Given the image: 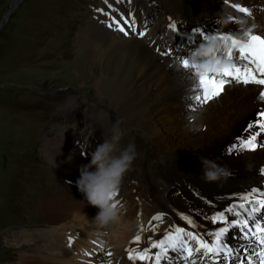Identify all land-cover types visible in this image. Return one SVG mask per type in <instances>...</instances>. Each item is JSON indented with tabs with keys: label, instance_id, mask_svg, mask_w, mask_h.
<instances>
[{
	"label": "bare ground",
	"instance_id": "6f19581e",
	"mask_svg": "<svg viewBox=\"0 0 264 264\" xmlns=\"http://www.w3.org/2000/svg\"><path fill=\"white\" fill-rule=\"evenodd\" d=\"M198 1L201 18H205L210 6L204 1ZM249 1L251 0H236L244 4ZM258 1L264 6V1ZM223 7L227 6L222 4L219 12H222ZM258 19L261 20L262 17ZM195 21L193 16L187 15L180 23L188 29ZM90 24L89 42L81 43L82 47L76 49L77 60L74 66L79 65L85 70L89 68L87 72L93 77L94 73L90 72V69L95 66L97 75L93 83L98 94L111 101L122 120L131 126V131L135 128L140 129V135L145 134L148 141L150 139L152 143L156 142V145L158 143L163 150L173 152L178 158L186 160L184 165L195 175L191 181L178 179L179 187L166 183L159 184L156 179L154 181L152 179L151 183L157 189V193L153 196L151 183L146 187L143 186L141 182L143 179L134 172L133 167L126 173L124 183L127 185V192L122 195L124 206L120 208L118 218L103 231L105 234L108 230V235H105L107 245L117 246L114 249V256H108L105 262L109 260L118 262L117 260L121 258V263L124 264L123 250L129 245V240L138 229L136 216L142 209L143 216L154 209L171 215L163 217L162 221H156L145 243L132 242L129 248L139 250L148 248L151 241L162 239L164 233L176 224L185 229L187 227L194 229L206 224L207 215H202L196 220L187 218L186 223H183L185 216L181 210H194L203 206L201 201L188 190L186 181L190 184L202 183L206 186L205 193L209 196H225L238 190L240 185H247L259 179L257 167L259 157L264 154V148L229 158L220 156L218 152L223 147L224 141L231 140L241 132L244 122L255 119V110L264 106V102L257 100L260 88L231 84L219 98L209 102L208 105L189 108V104L192 105L187 101L190 95L189 86L194 85L195 78L190 73L186 74L172 59L165 58L174 51L165 45L166 42H173L170 31L151 29L147 37L141 40L133 37H118L94 20ZM161 52L168 54L161 55ZM68 100L77 102V98L72 96H69ZM63 109H67L70 114L77 115L78 112V109L73 111L67 107ZM66 111L64 112L67 113ZM83 116L92 130H102L105 124L103 120L94 122L89 120L87 115L83 114ZM109 124L107 123L108 126ZM239 128L240 131L236 134L235 131ZM55 133L56 130H54V139L47 138L46 135L44 137L43 147L47 150L46 156L49 157L51 166L60 162H64L60 164L62 168L70 166L71 174H64V177L75 180L81 158L75 156L65 162L67 151L63 144L55 141L57 140ZM201 156L226 166L232 175L227 181L204 182L201 179L202 170L199 160ZM152 175L154 176L153 171L149 176L150 181ZM136 185H138V194L132 195L130 188ZM60 186L61 189L49 192L39 201L45 219L42 224L38 222L36 224L45 228L38 229L40 231L15 230L14 236H17L16 232L19 234L20 248L26 245V249H31L27 251L33 252L31 255L21 253L23 255L18 258L19 264H87L83 256L87 261H94V264H102L95 256L102 254L101 245L104 241L96 236L93 223L99 209L91 205L84 208L82 203L66 190L69 188L68 184H60ZM149 188H151L149 197L152 199V205H148L144 200ZM179 191L184 193L186 201L178 195ZM188 220L192 223L189 224ZM10 234L13 237L12 232ZM46 250L49 251L47 254L44 253Z\"/></svg>",
	"mask_w": 264,
	"mask_h": 264
},
{
	"label": "rangeland",
	"instance_id": "374dc122",
	"mask_svg": "<svg viewBox=\"0 0 264 264\" xmlns=\"http://www.w3.org/2000/svg\"><path fill=\"white\" fill-rule=\"evenodd\" d=\"M20 1L0 0V264H19L21 253H33L27 251L31 249H26V245L20 248L19 234L16 232L17 236H14L15 230L40 231L38 229L45 228L36 224H42L45 219L39 201L49 192L61 189L57 184L63 181L60 163L64 162L51 166L47 150L43 147L45 135L54 139V130L57 135L55 141L69 147L66 161L79 155L78 150L75 153L72 151L75 149L74 140L81 141L80 145L85 146L97 138L102 144L109 136L108 130L120 120L123 132L120 147L135 143L137 156L132 169L143 179V186L146 187L154 179L164 184L159 176L164 178L163 181H169L176 174L195 176L184 165L186 160L163 150L158 143L148 141L145 134L140 135V129L131 131V126L122 120L111 101L98 94L93 83L97 75L95 66L93 69L90 67L94 77L88 73L89 68L85 70L79 65L74 66L79 47L74 42V49L69 40L83 22L79 13L85 6L76 5L77 0H26L23 11L18 12ZM93 1L96 6L99 0ZM177 2L184 9V0ZM86 8L90 6L86 5ZM174 9L175 15H178L176 6ZM164 20L165 16H158V23L154 25L158 28ZM109 25H113L112 19L108 21ZM69 96L77 98V102H69ZM192 106L196 105L188 107ZM65 107L70 111L78 109L77 115L71 114L81 120L76 127L73 128L75 124L62 125L58 121L51 125L46 120L47 114L57 110L64 114ZM83 114L94 122L103 120L102 130L92 131L89 124L82 122H85ZM107 123H110L109 126ZM239 131L240 128L235 131L236 134ZM78 133L82 134L81 139H78ZM263 155L259 157V165L264 164ZM66 167L69 173L65 174H71L70 166ZM152 171L154 176L150 181ZM186 184L190 183L186 181ZM151 188L154 196L157 189L152 183ZM151 188L147 189V196ZM130 190L132 195H137L138 185ZM109 246L113 250L117 248L115 244ZM87 264H94V261H87Z\"/></svg>",
	"mask_w": 264,
	"mask_h": 264
},
{
	"label": "snow or ice",
	"instance_id": "6c2138e0",
	"mask_svg": "<svg viewBox=\"0 0 264 264\" xmlns=\"http://www.w3.org/2000/svg\"><path fill=\"white\" fill-rule=\"evenodd\" d=\"M224 3L230 5L238 13L248 14L250 11L248 7L241 6L236 0H224ZM124 24L135 31L134 19L131 22L125 20ZM115 26L125 35L128 34L119 24ZM169 27L173 31L177 30L175 23H170ZM195 31L202 40L207 38V35L199 29ZM144 34V32L139 33L141 36ZM233 37L232 34L218 33V38L226 41L221 55L229 61L231 67L220 75L196 79L193 85V95L190 97L196 104L204 105L219 98L226 87L233 82L260 86L257 100L264 102V35L254 34L252 31L250 37L243 42ZM160 54L167 55L168 53L161 52ZM254 128L257 131H253ZM245 131L248 135L237 138L236 142L227 148L228 153L255 151L257 147L264 148V140L258 141L261 134H264V108L257 110L256 119L248 122ZM261 171L264 173V169ZM239 201V204H232L211 218L213 223L222 225L216 231L206 234L211 236V241L205 240L204 236L199 233L188 232L184 228L177 227L168 231L159 241H151L150 246L142 251L138 248H129L128 258L132 261L161 264L162 260L169 258V251H174L182 255L185 264H196L194 257L213 261L214 264H220L221 260L228 264L230 259L238 260L239 264H264V190L250 189L248 193L239 197ZM226 213L234 219H229ZM152 219L162 221L163 217L157 215ZM188 223L191 224L192 221L188 220ZM232 228L238 229L240 239L248 241L247 245H241V249L246 253L244 256H241L240 250L233 249L227 243L226 237ZM140 239L141 237L137 235L133 243L138 244ZM152 249L158 251L153 254ZM106 255L110 256L112 253L109 252ZM106 264H111V261H107Z\"/></svg>",
	"mask_w": 264,
	"mask_h": 264
},
{
	"label": "clouds",
	"instance_id": "9594fccd",
	"mask_svg": "<svg viewBox=\"0 0 264 264\" xmlns=\"http://www.w3.org/2000/svg\"><path fill=\"white\" fill-rule=\"evenodd\" d=\"M251 16L252 13L249 11L248 14L236 17L229 8L223 7L214 22L221 29L234 23L239 34L233 38L243 42L250 37L256 27L254 23H250ZM225 44L226 41L218 38V34H207V38L192 48L187 57L181 58V68L196 79L220 75L231 67L229 61L221 55ZM120 124L121 121L117 120L108 130V138L97 146L91 155L90 163L81 168L80 178L76 182L88 203L99 209L94 221L100 227H105L118 218L120 202L116 196L123 177L131 170L137 156L135 143L120 147L123 136ZM199 160L201 179L204 182L227 181L232 175L230 169L216 160L203 156L199 157Z\"/></svg>",
	"mask_w": 264,
	"mask_h": 264
}]
</instances>
